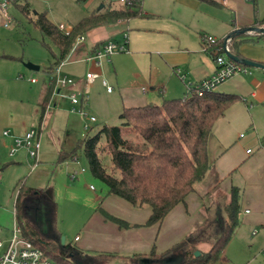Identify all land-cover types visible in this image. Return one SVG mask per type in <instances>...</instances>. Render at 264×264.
Instances as JSON below:
<instances>
[{
	"label": "rangeland",
	"instance_id": "1",
	"mask_svg": "<svg viewBox=\"0 0 264 264\" xmlns=\"http://www.w3.org/2000/svg\"><path fill=\"white\" fill-rule=\"evenodd\" d=\"M27 5L30 15L23 11ZM120 6L123 5L116 0H24L10 10L11 21L8 27L4 26L5 21L0 18V177L2 179L0 226L3 231L6 230V239L10 240L16 223L14 216L16 191L24 183L26 187L37 190L36 193L51 192L52 199L57 206L56 216L53 223L44 222L43 229L46 230L45 235L52 240L53 244L60 246L59 253L62 256L84 263L83 259L86 257L96 258L110 255L109 258L103 259V264H152L155 261L150 259L149 255L156 247L159 262L180 264L182 261L180 256H166L165 253L195 228L193 216L188 224L185 223V226L183 225L177 232L174 230L173 234H165L166 227L160 233V226H147L148 219L131 223L127 219L130 218L129 210L120 206L128 205L130 207V204L118 197L108 196V188L91 174L88 161L82 150L78 151V161H61V156L73 154L85 135L93 137L104 126L120 127V114L126 106L140 107L137 105L144 102L142 89L149 88L148 82H142L143 79L140 77H147L151 73L155 74L156 70L150 63L152 53L137 54L133 58H130L129 54H116L111 58L113 64L108 66L102 64L104 69L102 80L107 81L114 93L109 95L102 87L101 80L95 82L91 94L93 109L92 112H89L98 121L92 125L89 132L84 130L85 119L70 112L71 106L65 99L53 97L52 103H59L58 108L55 109L52 104L42 123L40 114L34 116V111H32L34 110L31 106L32 102H35V109L38 111L39 97L45 85L49 84L47 72L55 63L56 56H59L58 48L35 26L36 17L45 14L54 26L60 29V26L63 25L66 30H71L82 19L92 14L106 13L110 8L116 9ZM258 6L264 12V0H258ZM143 13H145L144 9ZM126 26L127 24L105 26L96 30L94 33L97 34L94 35L101 36L106 31L105 34L108 38H114L121 43L124 35L127 34L130 42L132 32L130 28L126 29ZM88 36L93 37L91 34H87L85 38L87 39ZM247 49L250 52L263 55L264 38L259 43L249 44ZM148 50L151 52L153 49ZM201 50L204 51L203 46ZM29 65L39 67V70H31ZM67 65L64 66L63 73L67 69ZM177 69H181V67ZM259 71L264 74V70L247 67L246 72H241L228 79L217 86L214 91L244 95L245 89L239 93L234 91L233 82L239 78L250 80L249 73L255 75ZM33 78L38 81L37 84L31 83ZM130 97L141 100L130 101L132 99ZM162 104L163 102L159 105ZM249 110L251 111V108ZM250 114L256 118V131L263 138L264 106L258 107ZM29 117L31 122L29 130L35 129L39 132L41 143L39 164L34 171H30L28 163L24 160L22 163L14 164L17 157L10 156L6 147L8 139L4 137V132L12 131L11 124L17 122L23 127ZM244 117L245 123L249 126L247 128L237 125L230 126L227 131L231 140L246 141L253 133L250 115ZM127 138L131 143H135L134 136L127 134ZM105 164L110 165L109 157L105 158ZM82 170H84L83 173H81ZM72 172L80 173L78 180L70 179L69 175ZM238 176V174L237 177L234 176V180L237 178L240 181ZM225 198L227 196L222 194L220 205L218 203L210 204L212 200H205L204 204L213 205L215 213L224 217L222 205ZM99 208L128 221L133 227L128 230L119 229L115 223L105 219ZM135 211L144 214L143 210ZM118 231L120 237L116 236ZM77 237L80 241H76ZM210 248L211 245L207 243L199 246L201 252H207ZM225 250L226 254H223L215 264H264V238L261 235L253 237V233L247 228H242ZM73 255H76L75 258L72 257Z\"/></svg>",
	"mask_w": 264,
	"mask_h": 264
},
{
	"label": "trees",
	"instance_id": "2",
	"mask_svg": "<svg viewBox=\"0 0 264 264\" xmlns=\"http://www.w3.org/2000/svg\"><path fill=\"white\" fill-rule=\"evenodd\" d=\"M23 11L30 15L28 5ZM143 16L142 1L136 0L131 5L82 19L68 35L54 26L45 14L36 17L35 26L59 50V56H56L55 63L47 72L49 84L45 85L39 103L41 123L55 96L53 73L69 58L77 39L95 28ZM259 36L263 38L264 33ZM250 41L254 39L240 33L237 39L230 41L229 50L239 57V47ZM239 101L241 98L238 95L215 91L199 95L192 92L184 98L165 100L162 105L124 108L120 114V127L104 126L93 137L85 136L73 154L61 156V161H78V151L82 150L91 174L108 188V196L118 197L136 209H150L146 225L161 226L177 206L186 205L187 198L196 192L197 186L206 178L211 169L208 143L214 126ZM127 134L134 136L135 143L128 140ZM106 157L110 158L109 166L105 164ZM16 192L15 217L23 237L41 248L56 264H103V259L110 257H86L83 263L62 256L60 246L54 245L43 229V223H53L56 216L57 206L51 192L35 194V190L24 183ZM99 210L106 220L115 223L119 229L133 227L128 221L102 208ZM222 211L224 217L207 208L205 222L168 249L165 255L180 256V264L218 262L241 225V191L238 188L232 187L230 201L223 205ZM203 243L211 245L209 251L201 252L199 246ZM197 251L201 252L199 258L195 257ZM158 256L154 247L149 255L155 261L152 264H163L158 261Z\"/></svg>",
	"mask_w": 264,
	"mask_h": 264
},
{
	"label": "crops",
	"instance_id": "3",
	"mask_svg": "<svg viewBox=\"0 0 264 264\" xmlns=\"http://www.w3.org/2000/svg\"><path fill=\"white\" fill-rule=\"evenodd\" d=\"M122 7L120 6L116 9ZM103 8L105 7L103 6ZM142 8L145 12V16L143 17L106 25L107 27H112L117 24H127L126 29H131L132 38L128 44L129 52L123 54H129L130 58H133L137 54L148 55V53H152L150 55V63H152V66L157 71L155 70V74L151 73L147 77H140L143 79L142 82H148L149 88L142 89L144 102L137 106L148 104L159 105L165 100L184 98L188 93V83L195 86L216 73L217 65L214 58L209 53L201 50L203 46H201L202 38L205 35L222 40L229 37L237 39L241 33L245 37L247 36V38L254 39V41L245 42L239 47L238 58L264 65V54L250 52L247 49L249 44L259 43L264 37L259 38L260 33L245 32L250 29L264 28V23H262L264 12L259 8L258 0H143ZM102 27L87 32L85 36L87 34L93 36H88L90 42L87 40L88 38H85L82 44L73 49L71 55L66 60L67 62L65 61L63 68L65 65H68L64 73L62 68V74L73 79L75 82V85L66 91L67 95L85 89L88 72L99 74L100 78L95 82L101 80L102 85L103 66L113 64L111 60L110 62L103 63L101 67H95L84 62L85 58L102 43L107 41L118 42L113 37V39L108 38L105 34L106 31L101 36L94 35L97 34L94 32ZM148 49L153 50L148 52L150 51ZM178 67H181V69H177ZM178 70L185 76L184 79L177 73ZM259 70L263 71V69ZM248 77H251V79L239 78L233 82L232 88L234 91L239 93V91L245 89L244 95H238L241 101L231 106L214 126L208 143V154L211 163L210 171L200 183L201 185L196 188V192L187 198L186 205L181 204L177 206L161 226L158 225L161 227L160 233L164 227L167 229L165 234H173L174 230L176 232L179 231L183 225L185 226V223L188 224L192 220V216L195 219V228L191 230V233H193L207 219V208L214 210L213 205H216V203L220 205L222 194L227 196L226 200H223V205L228 203L231 198L232 187H236L241 191V225L236 230L233 239L242 228L249 229L253 233V237L261 235L264 238V137H260L256 131V118L250 114L251 111L264 106V74L259 71L253 75L250 72ZM95 82L90 88L91 94ZM31 83L37 84L38 81L36 80L35 83ZM113 93L112 91L108 94L112 95ZM42 95L43 91L37 102L38 111L35 109V102H32L31 106L34 109L32 110L34 111V116L40 114L39 103ZM54 97L59 96L55 95ZM59 98L67 100L72 110L73 105L68 98ZM140 100V98L130 99V101ZM52 104L55 109L58 108L59 103L54 102ZM126 108L128 107L126 106ZM250 108L251 111L249 110ZM92 109L91 98L89 111L92 112ZM245 115H250L251 117L253 133L246 141L231 140L228 137L227 131L230 126L237 125L244 126L245 128L249 126L245 123ZM25 124L23 127L17 122L11 124L12 131H10V134L19 137L24 136L31 126L30 117L26 119ZM7 139L6 147L8 148V143L11 142V139ZM2 147L4 148V146ZM14 157H17L14 164L22 163L23 160L27 162V155L24 150L18 152ZM237 174L239 175L238 178L240 177L241 179L240 181L237 178L234 180V176L237 177ZM36 191L35 194H38L39 192L36 193ZM16 198L17 192L14 201V216ZM205 200H212L210 204L213 203V205L204 204ZM120 206L129 210L130 218L127 219L131 223L134 221H144L150 217L151 212L148 208L136 209L131 205L130 207L128 205ZM108 207L109 205L107 209ZM135 210H143L144 214L138 213ZM138 218L141 219L137 220ZM113 231L116 232L115 229ZM5 234L6 230L3 231V228L0 226V239L8 241L9 239H6L7 236ZM119 234L120 232L118 231L116 236L120 237ZM76 241H80L78 237ZM223 254H226V250Z\"/></svg>",
	"mask_w": 264,
	"mask_h": 264
},
{
	"label": "built area",
	"instance_id": "4",
	"mask_svg": "<svg viewBox=\"0 0 264 264\" xmlns=\"http://www.w3.org/2000/svg\"><path fill=\"white\" fill-rule=\"evenodd\" d=\"M22 1L24 0H0V17L5 21V27H8L11 21L10 10L16 4H19ZM116 1L124 6L131 5L136 0ZM60 30L67 35L71 32L66 30L63 25L60 26ZM128 40V35L125 34L122 43L107 41L98 49L93 50V52L85 58L84 62L95 67H101L103 63L110 62L114 55L128 53ZM231 40V37L221 40L209 35L203 36V49L214 58V61L217 65V71L212 77L195 86L188 83V93L196 92L199 95H202L206 92L214 91L217 86L224 83L228 79H231L241 72H246V68L229 58L227 55V53H230L228 45ZM84 41L85 36L79 37L76 41L75 47L82 44ZM64 63L55 69L52 76V78H55L56 81L55 95L62 98H68L71 101V104L73 105L71 112L78 114L85 119L84 130L85 132H89L92 128V125L98 121V119L94 115H90L89 112L91 100L90 88L93 83L100 78V75L94 72H88L86 75L85 89L83 91H75L67 95L65 90L73 87L75 82L73 79L62 74ZM177 73L182 79L185 78V76L181 74L180 70H178ZM31 82L35 83L36 80L33 79ZM102 85L106 88L108 93L113 91L106 80H102ZM4 136L11 139V142L8 146L10 156L14 157L18 152L24 150L27 155L29 169L30 171H34L39 164V153L41 148L39 132L35 129H31L24 136L19 137L13 136L9 131H6L4 132ZM249 153H251V151H249ZM83 172L84 170H82L81 173ZM79 174L80 173L78 172H72L69 177L72 181H76L78 180ZM1 183L0 177V185ZM0 264L56 263L51 260L41 248L35 246L32 242L26 240L23 237L22 229L16 221L12 238L8 241H3L0 239Z\"/></svg>",
	"mask_w": 264,
	"mask_h": 264
},
{
	"label": "water",
	"instance_id": "5",
	"mask_svg": "<svg viewBox=\"0 0 264 264\" xmlns=\"http://www.w3.org/2000/svg\"><path fill=\"white\" fill-rule=\"evenodd\" d=\"M245 32H256V33H264V28H261V29H258V28H255V29H250L248 31H245ZM243 32V33H245ZM233 38V37H231ZM228 57L231 58L232 60H234L235 62L239 63V64H242L246 67H252V68H259V69H263L264 70V65L262 64H259V63H256V62H253V61H249V60H246V59H240L238 57H236L235 55H233L231 52L230 53H227ZM31 70H39V67H36V66H33V65H29L28 66ZM62 243L64 244V240L62 241ZM196 257H199L201 255L200 252H196Z\"/></svg>",
	"mask_w": 264,
	"mask_h": 264
}]
</instances>
